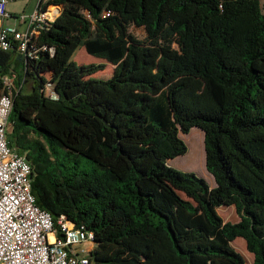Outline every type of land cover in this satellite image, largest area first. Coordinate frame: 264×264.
<instances>
[{
    "label": "trees",
    "instance_id": "16d2710c",
    "mask_svg": "<svg viewBox=\"0 0 264 264\" xmlns=\"http://www.w3.org/2000/svg\"><path fill=\"white\" fill-rule=\"evenodd\" d=\"M53 4L61 14L34 37L45 50L33 59L0 50L2 73L18 77L9 146L32 166L36 204L94 234L91 264H245L238 238L264 264L261 0ZM81 48L105 63L79 65ZM107 65L112 77L95 78ZM48 82L57 101L43 93ZM193 128L204 133L213 188L170 165ZM71 154L103 174H78ZM231 206L239 221L225 223L218 209Z\"/></svg>",
    "mask_w": 264,
    "mask_h": 264
},
{
    "label": "built area",
    "instance_id": "2783aa9c",
    "mask_svg": "<svg viewBox=\"0 0 264 264\" xmlns=\"http://www.w3.org/2000/svg\"><path fill=\"white\" fill-rule=\"evenodd\" d=\"M0 0V50L35 58L40 49L34 43L39 29L55 21L58 13L48 15L39 8L28 19L27 31L5 27L10 18L9 3ZM110 16L106 12L104 17ZM24 19V18H22ZM16 76L3 74L0 66V264H91L95 236L84 227L76 226L67 217L57 222L48 211L36 204L32 193V166L24 156L9 146L7 131ZM45 97L57 101L58 94L48 82Z\"/></svg>",
    "mask_w": 264,
    "mask_h": 264
},
{
    "label": "rangeland",
    "instance_id": "374dc122",
    "mask_svg": "<svg viewBox=\"0 0 264 264\" xmlns=\"http://www.w3.org/2000/svg\"><path fill=\"white\" fill-rule=\"evenodd\" d=\"M261 3L264 4V0H261ZM24 8H26V4H24L23 0H19L15 7H8V12L14 15H21ZM4 25L6 27H15L21 33H24L26 31V24L18 20L15 21V19L8 20L4 23ZM129 30L138 39H145L147 35L146 31L143 28H136L131 25L129 26ZM74 61H76L79 65L105 63V61L89 55L84 48H81L77 51L74 56ZM113 69V66L107 65L104 71L95 74L94 77L107 80L112 77ZM32 85L33 84L30 81L29 84L25 87L26 93L32 91ZM181 137L186 143L187 153L174 160H171L170 165H172L175 169L183 172L195 173L199 177L204 178L209 183L211 188L215 187L216 184L214 178L208 173L205 166L204 133L198 128H193L187 135L181 134ZM15 152L20 156L24 155L23 148L20 144L18 145V147L15 148ZM69 158L71 160V165L76 168L77 173L80 175L86 174L87 176L93 177L96 175L103 174V172L98 169L97 166L91 160L83 156H76L71 154ZM218 213L220 214L225 223H236L239 221V217L234 206L221 207L218 209ZM153 242L155 241H152V243ZM155 243L157 245V242ZM132 245L138 247L142 251L149 250L148 241L145 240H138V242L134 241L132 242ZM232 246L237 252L242 255L245 260V264H254L253 255L248 252L246 243L243 239H236L234 243H232ZM110 251L115 253L117 249H113Z\"/></svg>",
    "mask_w": 264,
    "mask_h": 264
},
{
    "label": "crops",
    "instance_id": "0c3cea01",
    "mask_svg": "<svg viewBox=\"0 0 264 264\" xmlns=\"http://www.w3.org/2000/svg\"><path fill=\"white\" fill-rule=\"evenodd\" d=\"M18 1L19 0H16L14 2L9 3L8 6H7V11H8V7H12V8L15 7ZM23 1H24V4H26V8H24L22 14L21 15H18V14H15L14 15V14H11V13L8 12L11 15V17L5 19L4 22H3V24L5 22H7L8 20H10V19H15V21L18 20V21L23 22L24 24H26V31H27V28H28V19L39 8V6L48 15H54L57 12L58 13V16H59L61 14L62 10H63V5H54L53 4V0H23ZM22 18H24V19H22ZM16 70H17V68H16ZM7 74L8 75H14V76H16V79H15V85H16V82L18 80L17 72L10 71Z\"/></svg>",
    "mask_w": 264,
    "mask_h": 264
}]
</instances>
